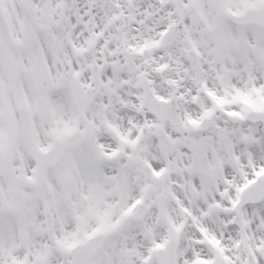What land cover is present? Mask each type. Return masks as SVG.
Returning a JSON list of instances; mask_svg holds the SVG:
<instances>
[{
    "label": "snow or ice",
    "instance_id": "snow-or-ice-1",
    "mask_svg": "<svg viewBox=\"0 0 264 264\" xmlns=\"http://www.w3.org/2000/svg\"><path fill=\"white\" fill-rule=\"evenodd\" d=\"M0 264H264V0H0Z\"/></svg>",
    "mask_w": 264,
    "mask_h": 264
}]
</instances>
